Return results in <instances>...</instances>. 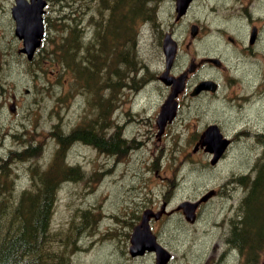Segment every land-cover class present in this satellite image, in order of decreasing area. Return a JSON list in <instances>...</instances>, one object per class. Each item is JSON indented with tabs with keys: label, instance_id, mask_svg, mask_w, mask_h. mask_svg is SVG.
<instances>
[{
	"label": "rangeland",
	"instance_id": "1",
	"mask_svg": "<svg viewBox=\"0 0 264 264\" xmlns=\"http://www.w3.org/2000/svg\"><path fill=\"white\" fill-rule=\"evenodd\" d=\"M13 2L0 0L1 162L5 167L7 164L16 184L28 183L30 162L10 159L9 151L36 144L41 148L34 158L49 165L59 130L69 135L80 125L94 120L97 124L105 122L97 100L105 101L112 94L109 116L113 124L117 123L116 128L104 125L102 129L107 133L119 129L129 139L128 150L118 157L87 145L80 138L71 143L65 157L78 163L84 175L82 179L63 182L52 227L67 230L72 219L78 217L77 223L81 219L80 208L88 209L96 222L90 228L70 230L78 247L70 253L71 264H154V253L138 257L129 253L130 232L143 210L160 209L166 200L174 208L205 188L223 184L230 195L232 174L252 175L263 154L256 134L264 131V95H259L264 88V0H196L181 22L175 19L174 0L154 3L155 17L137 27L136 71L125 73L117 83L113 67L111 92L106 86L108 64L102 62L101 54L96 60V88H87L88 82L85 86L84 79L76 78L74 68H80L79 64L63 67L58 58L48 57L63 23L76 19L85 29L86 39L97 31L100 35L107 18L103 0H49L45 14L48 33L30 62L18 51L22 41L14 32ZM194 22L203 26L195 38L191 27H187ZM171 23H175L174 37L180 43L176 72L205 56H222L227 65V86L211 101H195L190 94H183L178 117L159 135L157 115L170 90L158 76L165 69L164 27ZM253 25L259 26L261 36L251 44ZM204 67L197 76L216 71ZM227 89L235 91L224 100L222 95L228 93ZM13 98L15 111L9 107ZM213 121L233 138L232 145L215 165L209 152L195 148L202 131ZM245 193L246 186L241 184L233 199L214 196L193 223L180 212L155 221L152 226L160 242L172 252L169 264H239L242 254L227 243L226 237L241 218L240 213L230 214L231 205L237 210ZM85 224L88 226V220Z\"/></svg>",
	"mask_w": 264,
	"mask_h": 264
},
{
	"label": "trees",
	"instance_id": "2",
	"mask_svg": "<svg viewBox=\"0 0 264 264\" xmlns=\"http://www.w3.org/2000/svg\"><path fill=\"white\" fill-rule=\"evenodd\" d=\"M158 1L103 0L107 18L103 21V27L106 28L100 35L97 31L86 39L85 29L76 19L61 23V34L48 57L54 60L58 58L63 67L79 64L80 68H74L76 78L88 82L87 88H96V60L101 54L102 62L108 64L111 72L114 68L117 71L119 83L126 76L125 73L136 71L137 27L155 17L154 3ZM67 18L70 20V15ZM42 61L38 63L41 65ZM106 86L108 91L109 87L112 91L114 82L109 80ZM111 98L112 94L106 96L105 101L97 100L101 106L100 111L106 118L105 122L97 124L94 120L95 123L92 121L87 125H80L69 135L59 130L55 135L57 144L49 165L34 158L41 148L36 144L30 143L21 150L9 151L10 159H28L30 162L28 183L16 184L15 176H11L7 164L5 167L0 160V264H71L70 253L78 247L72 241L70 230L74 227L90 228L96 219L92 220L90 210L80 208L83 213L82 220L79 218L78 223L77 217L72 219L67 230H55L52 227L57 196L63 182L69 179L79 180L84 175L79 164L72 163L65 156L71 143L78 138L87 145L97 146L118 157L128 150L129 139L122 136L119 129L112 133L102 129L104 125L106 128H116L117 123L113 124L114 121L109 116L112 110ZM56 128L59 126L56 125ZM258 141L264 152V135L259 134ZM258 159L252 175L249 173L239 176L241 184L246 186V193L237 207V215L240 213L241 218L239 223H235L231 235L226 237L227 243L242 254L243 259L239 264H264V153ZM87 220L88 226L85 224Z\"/></svg>",
	"mask_w": 264,
	"mask_h": 264
},
{
	"label": "water",
	"instance_id": "3",
	"mask_svg": "<svg viewBox=\"0 0 264 264\" xmlns=\"http://www.w3.org/2000/svg\"><path fill=\"white\" fill-rule=\"evenodd\" d=\"M192 1L193 0H177L178 18L186 13ZM47 5L48 0H15L12 5V16L15 20V34L23 42V45L19 50L20 52L25 53L28 59H32L34 57L46 35L44 14L47 11ZM197 31L198 27L193 26L192 34L195 35ZM256 32V28L254 27L251 33V42L255 40L257 34ZM163 50L166 60V70L163 74H161L160 78L167 84H171L172 82L174 84L171 93L163 102L158 114L157 123L159 126V134L163 133L167 123L172 122L177 115V96L184 89L187 77V71L177 78L174 76H168L177 53V42L169 32L165 34L163 40ZM212 60L217 61L216 59ZM209 88L215 89L213 81L204 80L196 86L192 94H197L201 90ZM14 106V104L11 105V110L15 109ZM230 143L231 139L224 136L220 126L217 123H213L203 131L198 145L200 144L204 146L207 151L212 152V163H216L225 153ZM212 194L213 192L210 191L200 200L195 202L185 200L179 204L178 208H183L186 218L193 222L196 217V207L202 200H206ZM160 213L161 212L155 213L152 209L144 210L140 222L135 224L133 227L130 237L131 244L129 252L132 256H138L146 253L147 251H153L156 254L155 264H168L172 254L158 240L157 235L153 232L150 224L151 216L158 218Z\"/></svg>",
	"mask_w": 264,
	"mask_h": 264
},
{
	"label": "flooded vegetation",
	"instance_id": "4",
	"mask_svg": "<svg viewBox=\"0 0 264 264\" xmlns=\"http://www.w3.org/2000/svg\"><path fill=\"white\" fill-rule=\"evenodd\" d=\"M172 1L173 0H171V3H172ZM175 8H176V3H175ZM175 19H176L177 22H181V19H177V18H175ZM193 25H195V27H203L202 25H200L198 23H192L191 25H189L187 27H193ZM256 26L259 27L258 25H256ZM256 26L253 25V27H256ZM165 29L166 30H171L172 32H174V30H175V23H173V24L171 23V24H169V26L166 25ZM260 36L261 35L259 33L257 40L260 38ZM205 57L208 58V56H205ZM219 58H220L221 61H219L218 64L217 63H214V62H212L210 60L208 61V60H206V58L205 59H201V60L195 62L193 71H191V72L188 73L187 80H186V87L183 90L182 94H180L179 100H180L181 96L183 94H185V93L190 94L191 98L193 100H195V101H198V100H201V99H207V100L211 101L213 98L219 97V94H220L223 86H227V75H226V72H225L227 65L225 63V59L222 56H220ZM175 64H176V62H175ZM175 64L172 67V70L170 72L171 75H179L182 72V71L180 73L176 72V70H175ZM204 66H209L211 68H215L216 71L215 72H212V73L205 74V75H203V73H202L201 75H198L197 76L196 75L197 72L200 73V69L205 68ZM205 79L213 80L216 83V85H215L216 86V89L215 90H212V89H204L201 92H199L198 94L192 95L191 92L193 91V89L195 88V86L197 84H199L200 82H202L203 80H205ZM191 80H192V82H191ZM166 87L168 89L171 88L170 86H166ZM227 90H228V93L222 95V99H224V100L228 98L229 92L235 91L234 89H227ZM259 95H264V88L261 90V92L259 93ZM220 98H221V96H220ZM213 122H215V121H213ZM210 123H212V122H210ZM210 123H208V125ZM258 133L264 135V131H259ZM232 140H233V138H232ZM95 147H97V146H95ZM97 148H99V147H97ZM237 176L238 175L233 174L232 177H231L232 184L229 186L228 189H233V190L230 192V195H227V188L224 187V184H223L222 186H218V187L215 188L216 189L215 196L220 195V196H223L225 199H227L228 197H230V198L233 199L235 197V190L239 188V180L237 179ZM209 189H211V187L205 188L203 191H201V193L196 194V195H194L193 197H190V198L191 199H198V198L201 197V195L203 193H205ZM224 192H226V193H224ZM213 198L214 197L212 196L208 200H206V201H204V202H202V203L199 204V206L197 208V217L199 216V214L201 213V211L204 210L205 206L207 204H209L213 200ZM164 203L168 204V206H167L168 207V210L165 211L161 215V217L159 219L156 220V219L153 218L152 219V225L155 223V221H161V220L169 219L170 217H173L174 214L177 213V212H180L184 216L182 209L175 210L174 208H171V206L169 205V201H167V200L164 201ZM155 210H158V209H155ZM231 210H232L230 212L231 215H237V210H235L233 204L231 205ZM154 230L156 231V229H154Z\"/></svg>",
	"mask_w": 264,
	"mask_h": 264
},
{
	"label": "bare ground",
	"instance_id": "5",
	"mask_svg": "<svg viewBox=\"0 0 264 264\" xmlns=\"http://www.w3.org/2000/svg\"><path fill=\"white\" fill-rule=\"evenodd\" d=\"M264 153V152H263ZM262 156V155H261ZM15 228V227H14ZM15 231V230H14ZM18 232V231H17Z\"/></svg>",
	"mask_w": 264,
	"mask_h": 264
}]
</instances>
